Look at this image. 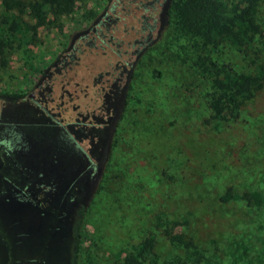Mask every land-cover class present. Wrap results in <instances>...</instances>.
I'll list each match as a JSON object with an SVG mask.
<instances>
[{"label": "rangeland", "instance_id": "rangeland-1", "mask_svg": "<svg viewBox=\"0 0 264 264\" xmlns=\"http://www.w3.org/2000/svg\"><path fill=\"white\" fill-rule=\"evenodd\" d=\"M171 1L0 0V264H71L79 218L78 264H264V113L213 117L200 69L264 68V1L251 59L174 40Z\"/></svg>", "mask_w": 264, "mask_h": 264}, {"label": "trees", "instance_id": "trees-1", "mask_svg": "<svg viewBox=\"0 0 264 264\" xmlns=\"http://www.w3.org/2000/svg\"><path fill=\"white\" fill-rule=\"evenodd\" d=\"M261 1L264 0H172L168 16L169 24L174 28L173 38L183 41L184 45H189L188 41L197 40V43H202L204 47L211 45L212 51L217 53L220 51V46L225 45L243 58L251 59L252 54L261 53L256 47V42L260 41V36L263 35L256 19ZM64 2L65 0H45L36 5L35 11L40 21H43V6L46 3L52 9L62 8L61 10L70 12L73 7ZM169 29L168 27L167 30ZM200 69L210 79L209 107L213 117L229 122L238 119L243 111H247L251 116L264 113V68L258 67L255 73L238 72L232 65L220 63L207 55L202 58ZM230 135L232 134L226 131V144L230 151L232 142L236 141L238 147H245L250 141L244 130L237 136ZM235 152L233 151L234 154ZM237 161V159L233 161L236 167L239 166ZM188 176L192 175L188 174ZM232 191L233 188H229L220 200L227 202L239 199ZM256 197H258L257 193L251 195V198L256 199ZM80 225L79 218L73 231L71 264H78L82 241ZM153 246V239L145 243L148 251Z\"/></svg>", "mask_w": 264, "mask_h": 264}, {"label": "clouds", "instance_id": "clouds-1", "mask_svg": "<svg viewBox=\"0 0 264 264\" xmlns=\"http://www.w3.org/2000/svg\"><path fill=\"white\" fill-rule=\"evenodd\" d=\"M0 143H3L2 141H0ZM9 144H10V142H9Z\"/></svg>", "mask_w": 264, "mask_h": 264}]
</instances>
